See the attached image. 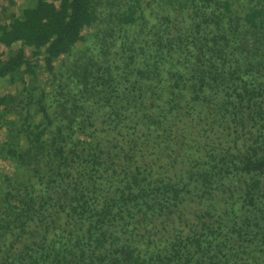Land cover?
<instances>
[{"label": "trees", "instance_id": "1", "mask_svg": "<svg viewBox=\"0 0 264 264\" xmlns=\"http://www.w3.org/2000/svg\"><path fill=\"white\" fill-rule=\"evenodd\" d=\"M3 17L0 264H264V0Z\"/></svg>", "mask_w": 264, "mask_h": 264}, {"label": "rangeland", "instance_id": "2", "mask_svg": "<svg viewBox=\"0 0 264 264\" xmlns=\"http://www.w3.org/2000/svg\"><path fill=\"white\" fill-rule=\"evenodd\" d=\"M23 4H25V0H0V13L3 15V20L7 19V16L11 15V13L15 10H18ZM19 45L14 44L12 47L7 49V56L11 53H14L18 49ZM0 48H2V44L0 43ZM27 56L29 59L34 60L32 57V53L27 50ZM25 81L30 85L33 83H36L37 81H46V75L45 74H38L37 77H31L29 74L25 76ZM23 82L20 80H17L15 83H12L10 81H3L0 82V94L15 91L18 87H22ZM2 141L6 139V137L2 136ZM5 153L4 150L1 153L0 156V177L4 174H12L15 171V162L12 159H5L4 157Z\"/></svg>", "mask_w": 264, "mask_h": 264}]
</instances>
